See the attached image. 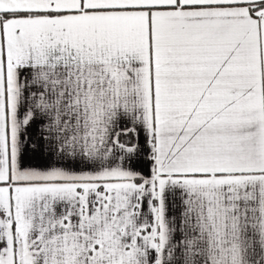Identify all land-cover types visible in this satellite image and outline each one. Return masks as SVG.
Wrapping results in <instances>:
<instances>
[{"label": "snow or ice", "instance_id": "1", "mask_svg": "<svg viewBox=\"0 0 264 264\" xmlns=\"http://www.w3.org/2000/svg\"><path fill=\"white\" fill-rule=\"evenodd\" d=\"M0 264H264V0H0Z\"/></svg>", "mask_w": 264, "mask_h": 264}]
</instances>
